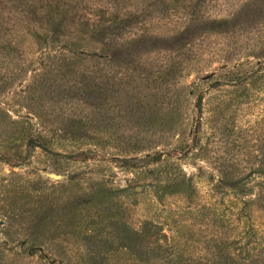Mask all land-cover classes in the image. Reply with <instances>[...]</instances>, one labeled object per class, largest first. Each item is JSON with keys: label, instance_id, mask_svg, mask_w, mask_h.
<instances>
[{"label": "rangeland", "instance_id": "1", "mask_svg": "<svg viewBox=\"0 0 264 264\" xmlns=\"http://www.w3.org/2000/svg\"><path fill=\"white\" fill-rule=\"evenodd\" d=\"M0 264H264V0H0Z\"/></svg>", "mask_w": 264, "mask_h": 264}, {"label": "trees", "instance_id": "2", "mask_svg": "<svg viewBox=\"0 0 264 264\" xmlns=\"http://www.w3.org/2000/svg\"><path fill=\"white\" fill-rule=\"evenodd\" d=\"M151 7H154V4H152ZM155 9H157V8H155ZM204 10H207L206 5H204ZM74 157H76L77 159H87L89 156L87 153L80 152V153L76 154V156H74Z\"/></svg>", "mask_w": 264, "mask_h": 264}]
</instances>
